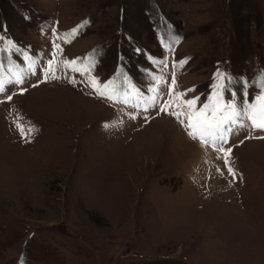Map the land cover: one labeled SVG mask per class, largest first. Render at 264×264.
<instances>
[{
    "label": "rangeland",
    "instance_id": "rangeland-1",
    "mask_svg": "<svg viewBox=\"0 0 264 264\" xmlns=\"http://www.w3.org/2000/svg\"><path fill=\"white\" fill-rule=\"evenodd\" d=\"M54 51L59 78L45 81ZM63 60L121 94L152 96L162 77L161 98L147 112L135 97L100 98ZM9 68L25 78L0 94V264H264V139L229 137L233 179L221 153L159 111L173 74V96L198 107L218 71L225 100H254L264 0H0V74Z\"/></svg>",
    "mask_w": 264,
    "mask_h": 264
},
{
    "label": "snow or ice",
    "instance_id": "snow-or-ice-1",
    "mask_svg": "<svg viewBox=\"0 0 264 264\" xmlns=\"http://www.w3.org/2000/svg\"><path fill=\"white\" fill-rule=\"evenodd\" d=\"M78 30H73L71 34H65L64 37L57 36V39H64L65 42L68 41V35L75 36ZM55 50H59V45L53 44ZM56 52H53V59L48 61L47 67L42 71L44 74V80H48L49 77L53 80L58 79L56 75V64L55 60ZM63 66L70 69L73 72H79L81 75L88 76V86H90L93 91L100 98L107 99L113 103H123L129 105L130 99L135 97L136 103L131 104L132 107L140 109L143 107V111L147 112L150 107H155L160 100L159 85L165 83L162 77H153L156 81L155 86L151 89L153 95L149 97H144L141 93L132 89L129 93L125 91L123 94L113 87V82L109 81L104 84H100L97 78L90 75V69L88 67L78 66V61H68L63 60L61 62ZM186 61H182L180 66ZM35 60H29L28 71L33 75L36 74L35 70ZM8 77L5 78L3 74H0V94H4L9 85H22L24 83L25 73L21 70H14L13 68L7 69ZM216 83L212 86L213 91L208 96L206 102H204L199 107L197 106L199 97H194L192 99L184 100L182 97L186 93H175L173 96V89L176 86L175 74L171 84L169 85L168 99L164 103L160 104L159 111L167 112V114L176 118L178 123L185 129L187 135L193 140L197 141L202 148H211L212 150L221 153L222 156H218V159H223L224 165L227 168L229 175L236 178V173L231 167L230 156L231 148H225L224 145L228 144L229 137L233 135L236 131L247 128L250 135L246 139L256 138L264 139V135L253 137L252 132L264 133V77H261L260 82V92L254 98L253 101L247 99V92H244V99L241 104L236 103L235 94H231V99L225 100L224 90L227 85L231 83L224 73L217 72L215 74ZM71 83L75 84L76 81L70 80ZM36 85H33L35 87ZM247 88V84L244 85ZM26 91L21 89V94ZM188 91H194V89H189ZM123 95V99H121ZM12 96L8 95L7 100L11 101ZM174 101L177 103L174 104ZM0 100V103H3ZM143 102V104L141 103ZM174 107V110H169ZM135 119V116L131 117ZM147 119V117H145ZM17 130L20 132L21 137L26 141L31 139L32 134L36 131L34 126L23 125L19 118L13 121ZM108 127V125H105ZM219 171V169H218Z\"/></svg>",
    "mask_w": 264,
    "mask_h": 264
}]
</instances>
